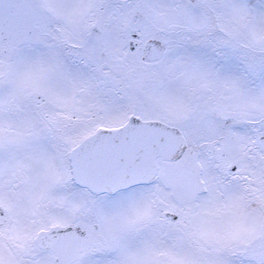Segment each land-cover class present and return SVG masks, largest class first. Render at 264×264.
I'll use <instances>...</instances> for the list:
<instances>
[{"label":"snow or ice","instance_id":"obj_1","mask_svg":"<svg viewBox=\"0 0 264 264\" xmlns=\"http://www.w3.org/2000/svg\"><path fill=\"white\" fill-rule=\"evenodd\" d=\"M0 264H264V0H0Z\"/></svg>","mask_w":264,"mask_h":264}]
</instances>
